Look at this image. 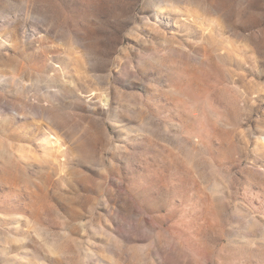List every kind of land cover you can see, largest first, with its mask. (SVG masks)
Returning a JSON list of instances; mask_svg holds the SVG:
<instances>
[{
    "label": "rangeland",
    "instance_id": "obj_1",
    "mask_svg": "<svg viewBox=\"0 0 264 264\" xmlns=\"http://www.w3.org/2000/svg\"><path fill=\"white\" fill-rule=\"evenodd\" d=\"M0 264H264V0H0Z\"/></svg>",
    "mask_w": 264,
    "mask_h": 264
}]
</instances>
